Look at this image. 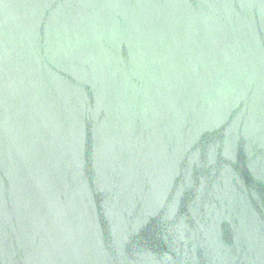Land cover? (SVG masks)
<instances>
[{
    "label": "water",
    "instance_id": "95a60500",
    "mask_svg": "<svg viewBox=\"0 0 264 264\" xmlns=\"http://www.w3.org/2000/svg\"><path fill=\"white\" fill-rule=\"evenodd\" d=\"M0 264H264V0H0Z\"/></svg>",
    "mask_w": 264,
    "mask_h": 264
}]
</instances>
